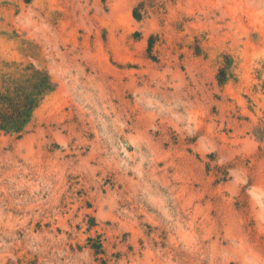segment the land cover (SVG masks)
<instances>
[{
	"label": "rangeland",
	"instance_id": "rangeland-1",
	"mask_svg": "<svg viewBox=\"0 0 264 264\" xmlns=\"http://www.w3.org/2000/svg\"><path fill=\"white\" fill-rule=\"evenodd\" d=\"M0 264H264V0H0Z\"/></svg>",
	"mask_w": 264,
	"mask_h": 264
},
{
	"label": "trees",
	"instance_id": "trees-1",
	"mask_svg": "<svg viewBox=\"0 0 264 264\" xmlns=\"http://www.w3.org/2000/svg\"><path fill=\"white\" fill-rule=\"evenodd\" d=\"M38 79L9 78L0 82V131L21 134L29 123L38 100L50 89L48 78L36 72Z\"/></svg>",
	"mask_w": 264,
	"mask_h": 264
}]
</instances>
